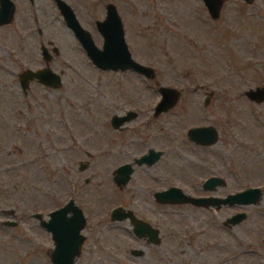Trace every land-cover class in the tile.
Returning <instances> with one entry per match:
<instances>
[{"label": "rangeland", "instance_id": "374dc122", "mask_svg": "<svg viewBox=\"0 0 264 264\" xmlns=\"http://www.w3.org/2000/svg\"><path fill=\"white\" fill-rule=\"evenodd\" d=\"M16 1L17 14L25 10L27 18L34 10L40 24L29 39L20 37L28 25L17 15L0 26V264H51L50 233L32 214L47 219L73 194L72 185L86 215L74 264H264V99L245 95L264 85V0H223L216 18L202 0H65L87 19L114 3L132 57L154 69L152 78L97 69L65 33L53 0ZM49 40L61 47L50 65L63 68L62 84L32 83L24 96L17 72L41 64L39 41L49 47ZM159 85L179 93L153 116ZM128 109L137 117L111 127V115ZM203 123L218 131L205 147L187 137L189 127ZM150 146L165 154L115 185L114 167ZM80 160L88 163L82 170ZM209 174L224 180L216 195L258 185L259 200L219 207L153 202L151 187L209 193L200 187ZM121 201L159 229V243L146 245L127 220L111 218ZM235 211H245V218L223 224Z\"/></svg>", "mask_w": 264, "mask_h": 264}, {"label": "water", "instance_id": "95a60500", "mask_svg": "<svg viewBox=\"0 0 264 264\" xmlns=\"http://www.w3.org/2000/svg\"><path fill=\"white\" fill-rule=\"evenodd\" d=\"M54 1L67 24L75 31L92 64L103 70H133L146 78H152L154 76V69L151 66L145 65L132 57L125 40L122 20L114 3L109 2L105 5L106 15L104 19L97 22L98 29L103 36L102 46L98 47L78 23L70 4L65 0ZM202 1L209 15L212 18H216L219 15L222 0ZM13 11L14 3L12 0H0V23L9 21ZM51 78L54 79L52 83L53 87L60 85L58 74H55L49 67H46L37 70L27 69L20 76V81H22L23 90L26 93L28 79H37L42 83L50 84L48 80H51ZM157 90L160 98L153 107L154 115L170 108L176 102L179 93L175 87L166 85H159ZM245 95L252 101L259 102L263 100L264 85L245 90ZM134 114L135 111L129 109L124 114H112L110 121L115 127H119L125 121L131 120ZM187 137L196 143L211 144L216 140L217 133L212 125H195L187 129ZM158 154L159 151L149 149L148 153L141 155L135 160L137 163L143 161L150 163L158 157ZM81 168L84 167L82 166ZM131 171L130 163H124L118 166L114 170V180L118 184H125L129 179ZM222 183V177L209 176L203 181V187L205 189H211L214 185ZM260 191L258 186H249L235 192L227 193L224 196H195L184 192L179 186L170 185L166 189L155 191L154 198L162 203L189 202L198 206L219 207L220 205L256 203L259 200ZM69 212H71V215H68ZM110 215L113 219H125L128 217L133 224V231L137 236L147 235L148 242L158 243V229L134 217L130 210L125 211L120 207H113ZM32 216L36 217L39 224L50 233L53 241V248L48 252L51 264H74V259L79 254L84 239V235L81 233V229L85 223L82 210L72 201H67L62 206L50 210L47 219H43L39 212H34ZM245 216V211H235L224 219L223 224L227 226L235 225L245 218ZM2 223L5 225H14L15 221L5 219ZM131 252L134 255H139L141 250L133 249Z\"/></svg>", "mask_w": 264, "mask_h": 264}, {"label": "flooded vegetation", "instance_id": "af4514ba", "mask_svg": "<svg viewBox=\"0 0 264 264\" xmlns=\"http://www.w3.org/2000/svg\"><path fill=\"white\" fill-rule=\"evenodd\" d=\"M13 1V3H14V11H13V13H12V17L10 18V20L9 21H7V22H3V23H0V26H9L11 23H12V21L14 20V18H15V15H17L19 18V22H21L22 20L23 21H25V22H27L26 24L28 25L27 27H25L23 30H22V32H21V34H20V37L22 38V39H29L30 37H33V33H35V32H32V28H35L34 26L38 23V24H40V14H38L36 11H34V10H28V13H27V18H26V14H25V10H19V12H18V14H17V8H18V5H17V1L16 0H12ZM27 2L30 4V5H34V3H35V0H27ZM203 2V1H202ZM53 3H54V5H55V9H56V11H57V13L59 14V17H60V19H61V23L63 24V26H64V28L66 29L65 30V33L67 32V33H69V36H70V38H71V40H74L76 43L75 44H77V47L83 52V54H84V58H86L89 62H91V60L89 59V57L87 56V54H86V52H85V50H84V48L82 47V45H81V43H80V40H79V38H78V36L76 35V33H75V31L73 30V28L70 26V25H68L67 24V22L65 21V19L63 18V16H62V14L60 13V10H59V8L57 7V5H56V2L53 0ZM107 3H109V2H106L105 4H104V7L100 10L99 9V11H93V13L92 14H88L89 15V17H88V19L86 18L87 17V15H83V16H80L79 14H77L75 11H74V9H73V11H74V14H75V17H76V19H77V21H78V23L81 25V27L85 30V32H87V34L90 36V38H91V40L93 41V43L96 45V46H98V47H101L102 46V43H103V36H102V34L100 33V31H99V29H98V25H97V22L99 21V20H102V19H104V17H105V15H106V7H105V5L107 4ZM222 3H223V0H222ZM69 4V3H68ZM204 4V3H203ZM222 5V4H221ZM71 6V5H70ZM205 6V5H204ZM72 7V6H71ZM206 7V6H205ZM117 8V7H116ZM207 9V8H206ZM221 9V8H220ZM102 11V12H101ZM117 12H118V14H119V16H120V18H121V20H122V25H123V29H124V19H122V16H121V14H120V12H119V10L117 9ZM208 12V11H207ZM220 12V11H219ZM54 15V16H53ZM52 16L54 17V18H56L57 16L55 15V13L54 14H52ZM211 17V16H210ZM54 18H52L53 20H54ZM212 18V17H211ZM34 30V29H33ZM36 30V29H35ZM40 28H37V33L38 34H40ZM13 34L14 33H12L11 35L13 36ZM124 36H125V29H124ZM125 40H126V38H125ZM47 44L49 45V47L46 45V44H44L43 42H40L39 41V47H40V57H41V59H42V63L41 64H38V65H36V66H33V67H30V66H26V67H24L23 69H21V71L20 72H17V75H16V81H17V85H18V88H20V90H21V92H22V94L25 96L27 93H28V89H29V87L31 86V84L32 83H35V84H38L39 86H43L45 89L47 88H49V89H54V88H58V87H60V85L62 84V79H63V68H56V67H54V66H52V65H50L51 63V61L55 58V57H57V56H59V54H60V50H61V47L59 48V46H57V45H55V44H53V42H51L50 40L47 42ZM22 48V47H21ZM21 48H20V51H21ZM74 47L73 46H71V49H73ZM129 48V47H128ZM130 50V49H129ZM37 57H36V55H32V59L34 60V59H36ZM69 61H65V67H69V65H70V63H69V65H67L66 63H68ZM91 64H92V62H91ZM93 66L94 67H96L94 64H93ZM46 67H49L51 70H52V72H54L55 74H58V76H59V79H60V85L59 86H57V87H53L52 86V83L54 82V79L53 78H51V80H48L49 81V83L50 84H45V83H42V82H40V81H38L37 79H28V81H27V84H26V93L24 92V90H23V86H22V81H20V76H22V74L24 73V72H26V70L27 69H32V70H37V69H41V68H46ZM97 69H100V68H98V67H96ZM12 69H10L9 70V72L11 71ZM100 70H103V69H100ZM131 71H133V70H131ZM135 72V71H134ZM137 73V72H136ZM139 74V73H138ZM140 75H142V74H140ZM143 76V75H142ZM152 107V106H151ZM154 107V106H153ZM152 107V108H153ZM154 109V108H153ZM169 109V108H168ZM167 109V110H168ZM129 110V109H128ZM127 111V110H126ZM125 111V112H126ZM135 111V110H134ZM124 112V113H125ZM124 113H122V114H124ZM137 115H138V113L135 111V114H134V117L133 118H135V117H137ZM153 116H155L154 114H153ZM132 118V119H133ZM128 121H130V120H128ZM128 121H125V122H128ZM124 122V123H125ZM109 123H110V125H111V127H113L114 129H121L122 127H124L123 125H124V123H122L119 127H115L113 124H112V122L110 121V118H109ZM198 125H212V124H206V123H203V124H198ZM215 128V127H214ZM215 130H216V133H217V135H218V131H217V129L215 128ZM191 142H193L195 145H197V146H201V147H205V146H209L210 144H200V143H196V142H194L193 140H191V139H189ZM70 145H69V147H70V149H72V137L70 138V143H69ZM212 144V143H211ZM149 149H154V151H159V154H158V157L157 158H155V160L154 161H152V162H150V163H148V162H146V161H143V162H141V163H137L136 162V158H139L141 155H143V154H146V153H148V150ZM165 154V151L163 150V147H158V148H156V147H148L145 151H143V152H139L137 155H135V156H133L132 158H131V160H129V161H125V162H122V163H120V164H118L116 167H114V169H113V181H114V183H115V185H117L118 187L119 186H122V185H125L128 181H129V179H130V177H131V175H132V173H134L140 166H145L144 168H149L150 166H152V165H154L156 162H158L159 161V159L163 156ZM151 157H153V155H151ZM124 163H130V166H131V168H132V171L130 172V176H129V179H128V181L125 183V184H118L115 180H114V170L118 167V166H120V165H122V164H124ZM87 167L88 166V163L87 162H83V161H79L78 162V166H77V168L79 169V170H82V168L81 167ZM151 175V174H150ZM153 175V174H152ZM209 176H218V175H216V174H209L207 177H209ZM152 177V176H151ZM152 178H155L156 179V177H152ZM206 178V177H205ZM204 178V179H205ZM203 179V180H204ZM83 180H85V178L83 179ZM224 181V180H223ZM170 186V185H169ZM169 186H166V187H164V188H159V189H157V190H153L152 189V187L151 186H149V187H151L150 188V190H151V192H152V195H153V202L156 204V205H158V206H164V205H168V203H162V202H159V201H157L155 198H154V192L155 191H158V190H163V189H166V188H168ZM177 186V185H176ZM71 187V186H70ZM200 187H201V189H203L204 191H209V193H201V192H198V193H195V194H191V195H195V196H208V195H211V196H218V195H216L215 193H213L212 191H215V187H216V185H214L213 186V188H211V189H205L204 187H203V181L200 183ZM76 188L77 187H74L73 185H72V188H70V190H72V193L73 194H69V197H68V200L67 201H72L76 206H80L79 204H77V202H76V199L77 198H80V197H78V195H76V197L74 196V193H76L75 191H76ZM184 191V190H183ZM185 192V191H184ZM190 194V193H189ZM75 197V198H74ZM66 201V202H67ZM181 204V203H180ZM183 204V203H182ZM195 206H198V205H195ZM113 207H120V208H122L123 210H125V211H127V210H130L131 212H132V214L134 215V217H136V218H139V219H141V220H143V221H145V222H147L149 225H151L152 227H155V228H157L156 226H154L152 223H150L149 222V220L145 217V218H143V217H141V216H139L138 215V213L135 211V209L134 208H127V207H125V205L123 204V202L121 201L120 203H117V204H115V206H113ZM112 207V208H113ZM80 208V207H79ZM111 208V209H112ZM81 210H82V212H83V215H84V217H85V222H86V215H85V210L83 209V207H81L80 208ZM111 209H110V212H111ZM110 212H109V215H110ZM68 215H71V212H69L68 213ZM111 216V215H110ZM114 220H117V221H122V220H127L128 221V223H129V231H131V233H132V235H133V237L135 238V239H138V240H143L144 241V243L147 245V244H150L151 242H148V240H147V238H148V236L146 235V236H141V237H139V236H137L135 233H134V231H133V224L130 222V219L127 217V218H125V219H114ZM84 225H85V223H84ZM158 229V228H157ZM158 235H159V229H158ZM160 236V235H159ZM160 238V237H159ZM160 240V239H159ZM158 243H159V241H158ZM152 244V243H151ZM157 244V243H156ZM134 248H132L131 249V251L133 250Z\"/></svg>", "mask_w": 264, "mask_h": 264}]
</instances>
